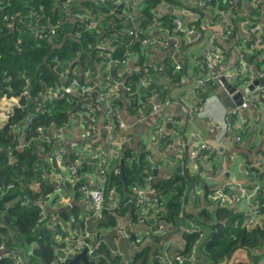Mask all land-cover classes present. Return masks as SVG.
<instances>
[{"label": "trees", "instance_id": "1", "mask_svg": "<svg viewBox=\"0 0 264 264\" xmlns=\"http://www.w3.org/2000/svg\"><path fill=\"white\" fill-rule=\"evenodd\" d=\"M181 2L182 0H140L134 8L133 3H136V0H133L127 10H124L123 6L112 10L110 1L0 0V106L4 99L19 98L18 106L9 114L7 120L2 123L0 119V247H4L3 253L0 252V255H3L0 264H13L9 257L19 255L26 264H70L74 259L66 263L58 262L56 250L59 243L55 235L64 241L71 236L74 228L77 229L78 235L82 234L81 221L76 220L82 213L81 207L76 206L70 211L63 210V222L60 224L51 219L56 200H49V195L43 196L51 186H54L51 194L73 189L71 182L62 186L58 183L62 170L53 160V156L60 145L57 146L53 134L64 124H70L71 118L81 110L88 95L63 92V89L69 87L73 78H77L80 85H85L89 73L87 65L91 68L96 65V61H102V57L97 58L102 53L110 52L114 58L123 60L131 38L129 15L136 19L137 27L144 31L142 38L153 36L148 34L153 29L154 32L162 30L178 36L175 20L181 18L180 14L161 16L159 8L165 3L180 6ZM202 2L207 3L208 0H202L200 6ZM219 3L218 7L225 10L224 2ZM216 5L217 1L212 0L204 9H212ZM261 9V5L259 9L254 7L253 22H261ZM238 10L241 12L240 5ZM81 16L98 18L97 28L87 30ZM238 16L239 14L232 18L235 28ZM201 26L199 28L203 34L206 31L203 32ZM51 28H55V35L51 33ZM238 29H235L232 36L240 39ZM40 31L47 34V37L38 38ZM210 32L214 34L216 31ZM104 39L106 43L101 47L100 43ZM180 39L184 43L187 38L182 35ZM249 40V46L245 48V60L248 65L253 59L255 61L264 54L263 49H251L254 37ZM223 41L219 44L221 53ZM132 51L140 54L139 63L145 61V46L140 41L135 43ZM73 72L77 74L73 75ZM138 74L131 77L128 75L126 79V87L132 88L131 92L125 93L128 98L135 99L133 97L137 95L141 78ZM147 74H150V71H147ZM96 77L97 73H93L91 81H97ZM238 80L239 84L236 86L244 80L248 81L246 76L243 81ZM25 90L29 92L27 98L21 96ZM54 93H64V97L57 99L51 96ZM30 119L32 123L28 124ZM39 127L45 130L42 136L37 132ZM23 142L24 148H18ZM159 146L158 155L161 156L166 140L161 141ZM123 148V166L120 167L116 161L112 163L111 170L104 179L106 195L116 190L120 196L119 205L112 212H107L103 220H90V223L98 222L95 228L103 232L100 240H105L108 248L102 245L97 255L87 256L90 262L122 263L112 251L116 249V229L129 223L124 224L125 218L135 224L145 219L143 229L149 230V235L153 233L155 227L149 229L153 221L146 219L142 208L128 203L132 197V187L137 185L154 192L156 202L158 200V203H161L158 210L162 211L157 216L164 232L161 237H152L149 245L134 257L132 264H163L160 250L163 248V237L168 231H177L182 236L184 247L179 254L185 258L184 264H222L238 250H244L252 257L250 264H264V220L256 227H249L243 214L220 208L207 199L209 186L203 187L205 201L196 199L194 209L188 210L186 203L194 192L193 186L203 182L196 172L192 173L186 167V158L169 178L159 179L155 174L159 165L150 159V156L155 155L153 151L137 152L125 145ZM186 155L184 152V156ZM83 162L81 154L66 150L61 166L77 167L83 164L82 169L79 167L78 173L73 177L74 180L91 170L90 164ZM153 167L155 169H151ZM251 173L253 179L263 188L257 196L261 199L264 192V169L252 167ZM150 176H153V180L148 182L147 178ZM71 192L75 197H79L78 192ZM24 197L29 200L27 206H22ZM260 211L264 214V206L260 207ZM41 213L44 220L40 222ZM72 219H75L74 223L71 222ZM181 220L185 224L190 223V227L194 225L197 233L193 235L187 230L184 231L181 227L185 225H181ZM129 229L133 231L135 228L131 226ZM94 240L96 239L92 237L91 242L95 243ZM124 241L129 243L128 240H122V250ZM194 250L196 262L191 260ZM129 255L131 254H126L128 260ZM75 264L86 263L79 261Z\"/></svg>", "mask_w": 264, "mask_h": 264}, {"label": "crops", "instance_id": "2", "mask_svg": "<svg viewBox=\"0 0 264 264\" xmlns=\"http://www.w3.org/2000/svg\"><path fill=\"white\" fill-rule=\"evenodd\" d=\"M201 1L182 0L180 6L165 3L159 8L161 16L179 13L181 19L186 22L185 24L188 22L191 25L196 23L195 34L185 39L184 43L180 42L178 44L179 37L176 36L177 34L175 35L174 33L164 32L162 30L154 32L155 29H153L148 33L149 36H157L160 41L167 42L168 44L167 46L160 44L154 48L145 47V51L143 52L145 56L144 62L139 63L138 58H140V54L132 51L135 43L138 41L130 38L127 43V54L129 53L130 56L129 64H117L118 66H113L107 62L102 63V61H96V65H93L89 69L92 73H97L96 79L104 85L105 89L108 88V85L115 88V107H117L121 121L125 125L124 129L118 132V137L120 136L121 140L129 139L124 144L127 148L129 147L137 152L150 150L155 153L154 163L159 165L155 170V174L158 171L156 175L159 179L169 178L175 171V168L178 165H182V161L186 158L183 153L182 159L180 158L175 161L173 159L176 152L179 151V143L187 141L214 143L218 138L216 133L209 130V124L215 120H222L226 112L231 109V107H227L219 98V94L225 89L222 79H225L228 84L234 85L238 91L243 93L244 98L246 96L245 94L249 92L248 87H245L243 83L236 86L237 83L232 75V69L236 65L241 64L240 57L246 54L245 48L249 46L250 40L246 35L249 26L246 22L252 20V11L254 9L250 5V0H239L241 12L239 10V21L237 18L236 29L239 28L238 30H240V39L232 36L223 41L222 55L225 59L219 63L218 77L213 83H208L204 88L195 87V80L197 82L199 78L206 77L203 66L208 55V35L205 33L201 34L199 26L204 25V27L208 28L206 31L209 33L213 29L221 28L222 21L229 17L227 16V9L222 10L218 7V3L223 1L225 4V0H216L217 5L208 10L200 6ZM139 2L140 0H136V3H133V7L135 8ZM260 5L262 9L259 10V13L264 19V0ZM190 6L191 8H187ZM130 7L131 5L127 8L125 7L124 10ZM193 8L199 10V12L197 11V13ZM128 19L131 21L129 31L137 30L142 33L141 36H144V31L137 27L136 19L131 15L128 16ZM211 21L213 23H210ZM241 40H245L246 42ZM113 59L115 60L116 58L113 57ZM177 64L182 66L181 70L176 69ZM147 71H150V74H147ZM136 73L141 75L139 82L149 80V84L145 89L138 88L136 97H133L135 99H131L132 97L128 98L125 94L127 92L125 90L126 79L128 75L131 77ZM245 76L252 83L264 80V54L259 56L255 61L253 59L251 64L249 63V68ZM107 77H110L111 81L106 80ZM147 91L150 93H147ZM233 95H230L231 98H233ZM85 99H89L90 111L93 110V114L97 118L98 124L96 123L95 133L88 136L87 132L89 128L84 123L85 121H89V119H85L83 123L84 116L79 118L74 115L71 118L72 120L68 125V129L64 133L62 144L67 151H74L79 155L81 154L84 160L83 163H89L91 170L71 181L73 189L70 188L67 192L60 191L57 194H50L49 200H56L54 201L56 204L52 208L53 216L51 219L60 224L63 222L61 218V212L63 210L70 211L74 207L80 206L82 213L78 219L75 218L77 221H81V233L88 231L96 239L94 240L96 242L101 238L103 232L97 230V227L95 228L98 222H88L87 219L90 212L86 207V200L80 192V187L84 186V184L88 187L102 185L103 181H101L102 176L100 172L104 171L105 178L111 170L112 163L115 161L121 167L123 152L119 159H109L105 113L101 108L102 106L93 102L94 100L91 95ZM151 104L160 106L159 113L153 114L149 108ZM238 117L236 123L244 129L242 142L235 143L231 140L232 142L230 141L229 149L225 156L217 158L214 161V165L211 162L205 161L196 170L191 169L190 171L192 173L196 171V174H200L201 172L212 174L216 169L224 168L227 173L219 179V184L244 177L243 170L253 163L259 152L264 151V119L260 118L264 117V104L260 106L259 110L250 107L242 111ZM3 121L4 119H2V123ZM158 126H163L166 131L172 134L174 144L168 153L164 155L162 153L161 156L158 155L160 151V142L156 135ZM193 136H196V140H193ZM205 153L202 152L200 154L202 158L206 157ZM231 156H233V159H231ZM79 166L82 169L83 164ZM78 183L80 185L75 189ZM59 190L62 189L59 188ZM72 190L78 192L79 197H75L74 193L71 192ZM199 198L205 201L204 194L197 196L194 194L191 195L187 200L186 208L188 210L194 209V202ZM158 204L161 205V203ZM244 209L245 205L242 207V212ZM129 220L125 218L124 224L129 222ZM181 228L184 231H188L191 227L188 224ZM144 230L142 226H136L132 231L133 241L142 242L146 236ZM56 237L55 235V239ZM56 241L58 242L57 239ZM163 242L164 245L170 246L169 252L171 256L180 253L184 247L181 234L177 231H168ZM122 247L126 254L132 253V246L127 241L122 243ZM120 260L122 262L121 264H131V261L126 258Z\"/></svg>", "mask_w": 264, "mask_h": 264}, {"label": "built area", "instance_id": "3", "mask_svg": "<svg viewBox=\"0 0 264 264\" xmlns=\"http://www.w3.org/2000/svg\"><path fill=\"white\" fill-rule=\"evenodd\" d=\"M101 2L110 1L112 5V10L116 9L119 6L129 7L132 4L133 0H98ZM212 0H208L210 2ZM263 0H250V5L256 9L260 6ZM207 2V3H208ZM206 2H202V7H206ZM225 8L227 9V19L222 21V26L219 29H213L216 32L212 34L211 32L207 33L206 27L204 25L201 26L202 31H206L205 34L208 35V55L206 58L205 65L203 66V70L206 73V77L199 78V80H195V87L204 88L208 83L214 82L218 77V69L219 63L225 59L222 55L221 50L219 48V44L221 41L229 38L235 33V23L232 21V18L236 17L239 14L238 5L239 0H225ZM82 21L85 23V27L87 30L96 29L99 24V19L95 17L89 16H81ZM255 20V19H254ZM246 22L249 26V29L246 31V35L252 39L254 37V42L251 43V49H263L264 50V41H262L263 33V22L264 19H261V22ZM210 23H213L211 21ZM175 24L177 26L178 33V44L181 42L180 36H184L185 38H189L195 34L196 31V23L187 24L183 23L181 18L175 20ZM55 28H51V33L55 35ZM141 32L137 30L129 31V35L133 40L140 41L142 45L145 47H157L160 44L167 46V42H162L159 40L157 36L151 37H143L141 36ZM38 38H46L47 34L39 32L37 35ZM106 43V39H104L100 45L101 47ZM133 43V42H131ZM109 57V65L118 66V65H127L130 62V58L127 61L125 59L129 54H125L122 61L118 59H113L112 53H108ZM130 57V56H129ZM241 64L236 65L232 69V75L234 76L237 85L239 84V80L245 78L246 71L249 68V65L246 63L245 54L240 57ZM118 64V65H117ZM118 68V67H115ZM177 70H181L182 66L180 64L176 65ZM73 74H77V72H73ZM106 80H110V77H107ZM86 84L80 85L77 78H73L70 82L68 88L63 89V92L75 93L78 92L81 95L86 94L88 96L95 95L93 98V102L102 106V110L105 113V122L106 129L108 132L107 135V144L109 149V159L116 160L121 157L122 148L124 144L129 141V139L121 140L120 136L118 137V132L121 129H124L125 125L121 121V117L117 107H115V88L108 85V88H104V85L98 81H91L86 78ZM255 82H249L244 80L243 84L245 87H250L253 85V89L250 90L247 94H245L244 101L242 105L233 107L229 109L222 120H215L209 124V130L218 135V138L214 143H204L200 142H181L178 145L179 151L174 155V161L183 158V153L186 152V167L191 169H197L200 165H203L205 161L211 162L214 165V161L217 158H221L226 155L229 149L230 141L233 140L235 143L242 142V134L244 129L239 127L236 123V119H238L239 115L242 111L253 107L256 110H259L260 106L264 104V85L257 84L254 85ZM149 84V80H142L138 83L139 89H145ZM125 90L127 92H131V87H126ZM23 97H28L29 92L25 90L22 95ZM51 96L62 99L64 97V93H54ZM86 102L82 105L81 110L75 115L79 118L85 117L83 119V123L85 119H89V121H85L89 128L87 134L91 136L96 131V123L97 118L93 114V110L90 111V105L88 101L89 99H85ZM19 98L14 97L10 100L4 99L0 106V119L7 120L9 114L13 111L15 107L19 104ZM160 111V106L155 105L152 112L153 114H157ZM264 119V117H260ZM32 123V119L28 121V124ZM98 124V123H97ZM68 129V125L64 124L61 129H58L53 137L55 141H57V146L60 147L55 151L53 160L57 162L62 170V175H59V183L60 186L65 185L67 182H71L73 177L78 173L79 165L77 167H63L62 160L64 155L66 154V148L63 146L62 141L64 139V133ZM37 132L39 136L44 135L45 130L42 127L37 128ZM156 135L159 138V142L166 140L165 150L163 151V155L168 153L173 148L172 134L169 131H166L163 126H158L156 129ZM193 140H196V136H193ZM232 142V141H231ZM63 147H62V146ZM18 148H24V142L19 145ZM206 152L207 155L205 158L201 157V153ZM150 159L154 162V157L150 156ZM233 159V156H231ZM200 161V162H199ZM264 166V151L259 152L256 155L255 160L251 163L246 169L243 171L244 177L242 179H232L224 184H219L218 181L220 178L224 177L227 171L222 169H216L212 174H205L204 172L198 173V177H201L202 184L194 185L195 196L204 194L203 187L209 186V192L207 194V199L211 201L216 206L220 208H228L230 210H235L244 215L246 224L249 227H256L260 225V223L264 220V214L261 213L260 207L264 206V192L262 194L261 199H258L257 196L263 190L262 186L258 184L252 176L251 169L252 167H260ZM217 167V166H216ZM215 167V168H216ZM218 168V167H217ZM151 169H155L154 167ZM196 172V171H195ZM117 173V171H116ZM101 181H103L102 185H97V187L89 188L87 185L81 187V193L86 200V207L90 212L88 217V222L90 220L101 221L105 218L107 212L112 211L119 205L120 196L116 190H112L109 195H106L104 189V171L100 172ZM153 180V176L147 178V181L150 182ZM65 187V186H64ZM203 193L201 194V192ZM192 194V195H193ZM29 200L27 197H24L22 206H27ZM129 204H135L139 208H142L143 215L149 221H153V225L157 224V227L153 230V233L149 235V230H144L146 235L142 242L138 245L137 241H133L132 231H130L129 227L142 226L144 225L145 219L139 221L138 224L133 223L129 220V223L125 226H121L116 229L115 238H114V247L115 250L112 251L115 257L120 259H125V252L121 249V241L128 240L130 245L132 246L130 261L133 263L134 257L141 252L142 249L146 248L149 245L150 239L152 237H161L164 232L163 225L158 221V214L162 210H158L159 204L158 200L156 202V195L154 192L150 191L148 188H143L140 186L132 187V197L128 200ZM126 202V205H128ZM50 204V202H49ZM245 205V209L242 212V207ZM42 211L44 208H41ZM153 211V213H150ZM44 220V216L42 213L40 214V222ZM72 223L75 222V219H72ZM129 226V227H128ZM151 229V228H149ZM188 232L195 235L197 233V229L194 225H191V228L188 229ZM167 235V234H166ZM166 235L163 237L165 238ZM59 243V247H57L58 252V262L66 263L71 259L75 258L82 251H87V256H95L102 245H105L108 248V245L105 240H97L95 243L91 242L92 236L88 231H84L82 234H77V229H72V234L70 237L66 238L62 241L58 236L56 237ZM65 243V245H63ZM160 250L162 252L163 264H184L185 258L182 257L179 253H176L174 256L170 255V246L164 245ZM4 251V247H0V252ZM3 253V252H2ZM181 253V252H180ZM3 255H0V260L3 259ZM14 263L13 264H26V261L23 260L20 255L19 256H11L9 257ZM252 257H250L244 250L236 251L227 261H224L222 264H250ZM191 260L196 262L195 250L192 252ZM264 261V259H263ZM263 264V262H262Z\"/></svg>", "mask_w": 264, "mask_h": 264}, {"label": "water", "instance_id": "4", "mask_svg": "<svg viewBox=\"0 0 264 264\" xmlns=\"http://www.w3.org/2000/svg\"><path fill=\"white\" fill-rule=\"evenodd\" d=\"M222 82H223V84L225 85V89L219 94V98L222 100V102H223L227 107H231V108L242 105L243 100H244V95H243V93L240 92V91H238V89H237L234 85H232V84H228L227 81H226L225 79H222ZM259 83H261V85H264V80H262V81H260V82H259V81H256V82L254 83V85H257V84H259ZM249 89L252 90V89H253V85L250 86V87L248 88V90H249ZM232 94H234V95H233V98H231V96H230V95H232ZM122 166H123V162L121 163V167H122ZM78 171H79V169H78ZM157 173H158V171H156V174H157ZM79 185H80V183H78V184L76 185L75 189H77ZM53 189H54V186L48 187L47 190L44 192L43 196L46 197V196L50 195V194L52 193ZM86 254H87V251H86V250L82 251L79 255H77V256L71 261L70 264H75V263H77V262H79V261H82V262H84V263H86V264H94V263H92V262H90V261L88 260Z\"/></svg>", "mask_w": 264, "mask_h": 264}, {"label": "rangeland", "instance_id": "5", "mask_svg": "<svg viewBox=\"0 0 264 264\" xmlns=\"http://www.w3.org/2000/svg\"><path fill=\"white\" fill-rule=\"evenodd\" d=\"M188 11V10H187ZM189 12V11H188ZM110 53V52H109ZM99 57H102V63H105V62H107V58L109 57V54L107 53V54H100V56ZM128 58H129V55H128V57L125 59V61H127L128 60ZM120 60V59H119ZM68 65V64H67ZM69 66H70V62H69V65H68V68L67 69H69ZM88 66V69H90V67H89V65H87ZM73 75H75V74H73ZM93 77V73L89 70V73H88V75H87V77L86 78H88L89 80H91V78ZM155 107V105L153 104H151L150 106H149V108L151 109V110H153V108ZM53 179H55V178H53ZM57 179V178H56ZM63 192V191H62ZM62 199V198H61ZM118 207V206H117ZM116 207V208H117ZM115 208V209H116ZM112 212V211H111ZM181 225H188V224H190V223H188V224H185V222H183L182 220H181ZM153 227H157V224L155 223V225H153L152 224V226L150 227V228H153ZM181 239H182V236H181ZM176 244V243H175ZM200 264H202V263H200ZM207 264V263H206Z\"/></svg>", "mask_w": 264, "mask_h": 264}, {"label": "flooded vegetation", "instance_id": "6", "mask_svg": "<svg viewBox=\"0 0 264 264\" xmlns=\"http://www.w3.org/2000/svg\"><path fill=\"white\" fill-rule=\"evenodd\" d=\"M260 84V83H259Z\"/></svg>", "mask_w": 264, "mask_h": 264}]
</instances>
